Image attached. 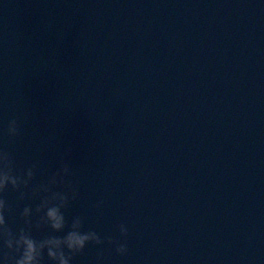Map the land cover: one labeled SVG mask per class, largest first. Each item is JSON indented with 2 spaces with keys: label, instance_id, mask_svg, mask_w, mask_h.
I'll list each match as a JSON object with an SVG mask.
<instances>
[{
  "label": "water",
  "instance_id": "95a60500",
  "mask_svg": "<svg viewBox=\"0 0 264 264\" xmlns=\"http://www.w3.org/2000/svg\"><path fill=\"white\" fill-rule=\"evenodd\" d=\"M0 148L127 243L73 264H264V0H0Z\"/></svg>",
  "mask_w": 264,
  "mask_h": 264
},
{
  "label": "clouds",
  "instance_id": "9594fccd",
  "mask_svg": "<svg viewBox=\"0 0 264 264\" xmlns=\"http://www.w3.org/2000/svg\"><path fill=\"white\" fill-rule=\"evenodd\" d=\"M21 134L19 121L10 119L6 135L9 138ZM70 149L65 156L70 155ZM37 163L17 170L16 161L10 151L0 148V262L2 264H73L75 257L83 254L89 245L101 246L105 242L114 245L117 255L128 254L126 241L112 237L102 238L94 230H84V219L73 216L69 223L64 210L70 202L79 199V190L73 183L72 167L61 159L60 166L37 182ZM9 190L17 193V200L38 203L24 204L19 211L20 223L15 227L8 221L14 212L13 205L6 199ZM102 201L96 204L101 207ZM67 229V230H66ZM47 233L37 238L34 232ZM122 237L128 236V228L120 224ZM63 233V235H56ZM103 252H98L96 264H103Z\"/></svg>",
  "mask_w": 264,
  "mask_h": 264
}]
</instances>
